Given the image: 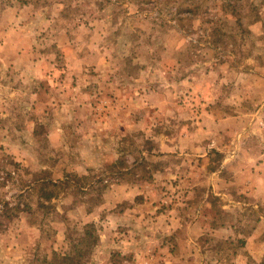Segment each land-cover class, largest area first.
I'll return each instance as SVG.
<instances>
[{
    "label": "rangeland",
    "instance_id": "rangeland-1",
    "mask_svg": "<svg viewBox=\"0 0 264 264\" xmlns=\"http://www.w3.org/2000/svg\"><path fill=\"white\" fill-rule=\"evenodd\" d=\"M262 189L264 0H0V264H264Z\"/></svg>",
    "mask_w": 264,
    "mask_h": 264
},
{
    "label": "trees",
    "instance_id": "trees-1",
    "mask_svg": "<svg viewBox=\"0 0 264 264\" xmlns=\"http://www.w3.org/2000/svg\"><path fill=\"white\" fill-rule=\"evenodd\" d=\"M59 183H62V181H60ZM47 184H52V185H54V183H52L51 181H49ZM43 197H44L46 200H49V199H51L53 196H52V194L49 193V192H44V193H43ZM3 207H4L7 211H8V210L10 211V210H13V209H15V210L20 209V211L23 210V208H19L18 205H15V206H13V207L11 208V206H9V202H7V201L3 202ZM7 216H9V215L7 214Z\"/></svg>",
    "mask_w": 264,
    "mask_h": 264
},
{
    "label": "crops",
    "instance_id": "crops-1",
    "mask_svg": "<svg viewBox=\"0 0 264 264\" xmlns=\"http://www.w3.org/2000/svg\"><path fill=\"white\" fill-rule=\"evenodd\" d=\"M252 189V188H251ZM262 191H264V189H262ZM258 195H260V192H256ZM204 224L203 220H197L193 223V226L195 229H199L201 230V225ZM226 229H221L220 231H225ZM220 231H217L216 233H220Z\"/></svg>",
    "mask_w": 264,
    "mask_h": 264
}]
</instances>
